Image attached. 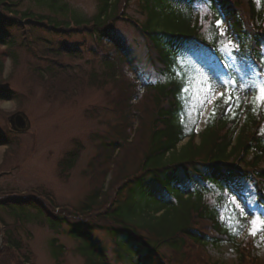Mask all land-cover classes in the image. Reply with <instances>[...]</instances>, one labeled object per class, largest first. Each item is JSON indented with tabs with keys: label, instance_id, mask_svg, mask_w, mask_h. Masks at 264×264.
<instances>
[{
	"label": "trees",
	"instance_id": "trees-1",
	"mask_svg": "<svg viewBox=\"0 0 264 264\" xmlns=\"http://www.w3.org/2000/svg\"><path fill=\"white\" fill-rule=\"evenodd\" d=\"M37 1L54 13L69 10L58 0ZM129 1L132 0H99L98 13L93 18L82 19L75 13L72 21H64L30 9L23 11L21 0H0V42L6 46L15 65L19 60L17 37L30 49H37L43 59L52 61L54 66L46 70L34 69L41 80H46L49 74L51 78L64 76L70 81V66L64 65L60 58L67 56L78 60L82 55L65 43L49 46V41L37 35L39 32L62 38L90 37L99 46L114 43L122 53L120 62L107 54L104 59L106 72L93 71L89 77L90 84L101 88L111 82L122 87L114 109L121 123L111 130L117 140H102L98 154L89 165L90 173L95 176L92 191L79 208H74L57 204L48 190L25 194L0 187V209L15 219L14 224H8L0 217V233L4 240L0 264L15 261L16 264H32L31 253L27 252L19 232L21 224L32 221L47 224L55 232L67 225L68 235L79 244V252L87 264H107L102 250L92 239L96 230L109 233L118 258L128 259L129 264H173L175 259L177 264H218L208 247L223 244L235 250L236 264H262L256 253L255 237L249 235L248 221L258 214L251 205L252 197L264 218V108L253 114L249 96L246 105L242 103L240 108L234 109L237 114L233 118L231 114L222 115L225 106L219 98L213 106L215 116L212 108L203 133H197L202 116L188 115V105L182 99L180 83L175 77L162 84L145 83L141 79L120 84L119 79H124L122 70L129 66V53L116 35L118 21H129L142 33L151 50L153 65L161 74L170 73L174 56L193 70H197L196 63L215 61L219 64L227 60L217 51L215 42H210L217 33L203 35L196 21L198 16L181 17L176 13V0H138L147 16L142 24L131 21L127 15L121 17ZM185 1L192 8L197 0ZM211 10L212 29L215 20L223 21L232 39L238 38L241 45L240 58L235 62L228 60L231 71L235 72L237 64L246 71L250 64L258 68L257 62L264 56V0H260V6L258 0H213ZM42 41L49 47L38 50ZM4 68L0 59V78ZM215 77L218 76L209 79ZM47 84L52 86L53 80L49 79ZM69 84V89H74L72 80ZM240 95L243 100L245 94L241 92ZM16 99L14 90L0 86V101ZM142 99L151 106L149 135L144 140L141 124L146 120L138 118L137 142L141 143L140 137L145 141L144 155L139 168L129 173L120 162L122 158L115 154L125 143L133 142L130 130L135 128L138 103ZM182 113L184 123H181ZM186 139L188 142L179 149ZM3 142L0 139V144ZM81 151V145L75 143L61 159V179H69ZM185 185L187 189L183 190ZM211 192L215 194L212 202L207 199ZM234 196L244 199L242 207L250 215L242 218L237 209L230 227L219 219L220 206ZM227 207L234 206L228 204ZM223 214L227 218L231 212L225 210ZM246 231V237L240 241ZM50 244L54 258L60 261L64 246L58 244L57 238ZM163 247L172 250V259L162 251Z\"/></svg>",
	"mask_w": 264,
	"mask_h": 264
},
{
	"label": "rangeland",
	"instance_id": "rangeland-1",
	"mask_svg": "<svg viewBox=\"0 0 264 264\" xmlns=\"http://www.w3.org/2000/svg\"><path fill=\"white\" fill-rule=\"evenodd\" d=\"M58 2L60 5H67L69 10L66 13H54L47 6L39 4L37 0H21L20 9L23 11L30 9L37 14L49 15L64 21H72L75 13L82 19H91L99 9V0H58ZM126 5L122 18L127 15L131 17V21L136 20L141 24L146 21L147 16L138 0L129 1ZM258 6H260V0H258ZM174 8L177 14H181V17H188L191 14L194 17L198 16L196 21L200 32L205 36L211 34L213 11L211 8L208 11L203 10V0L193 2L192 8L188 6L187 1L176 0ZM222 26L226 27L223 21ZM10 32L17 35L16 31L11 30ZM37 35L49 41L51 44L49 46L58 47L65 43L72 49L81 52L82 56L78 60L67 56L60 58L64 65L70 66L68 76L75 83L74 89H69L71 80L68 81L64 76L51 78L52 75L46 74V80L37 77L35 68L46 70L49 66H54L53 62L43 59L37 49L33 50L34 47L30 49L21 43L19 37H17L18 45L16 47L19 60L16 65L10 54L7 53L4 43L0 42V59L5 64L4 73L0 78V86L14 90L17 98L16 100L0 101V139L4 141L3 144H0V187L6 191L15 189L25 194L48 190L53 193L60 206L79 208L94 185L95 176L90 173L89 165L98 154L102 140H117L111 130L112 127L121 123V118L114 111L115 102L122 93L121 85L111 82L101 88L90 84L89 77L93 71L106 72L104 59L107 54H111V59L120 62L122 53L118 47L116 48V44L99 46L90 37L62 38L46 32H39ZM116 35L129 53V66L122 70L121 75L124 79H119L120 84L123 81L130 83L134 79L154 84L166 82L164 74L157 71L153 65L151 50L144 36L133 23L118 21ZM233 40L238 41V38L234 37ZM47 46V42L42 41L39 42L37 48L43 50ZM209 62L203 61L201 65L196 63L197 70L209 78L224 76L228 73L229 69L224 67L225 63L230 64L228 60L219 64L215 61ZM49 79L53 80V85L50 84V87L47 84ZM196 79H202V77L197 76ZM216 91L223 92L224 89L217 88ZM218 99L207 106L197 127V133H203L210 109ZM150 108L148 101L140 100L135 128L130 130L133 138L130 141L133 142L125 143L115 154L119 155L118 158H122L120 162L124 164L126 172L136 171L141 164L145 136L149 135ZM18 111L24 112L28 117L29 128L27 131L17 132L11 129L7 117ZM145 111L149 113L146 114ZM140 117L145 118L146 122L141 124L144 140L140 137L141 143H138L137 127L140 126L138 121ZM188 140L181 142L179 149ZM10 141L13 145H10ZM199 142L200 138L198 137L197 143ZM75 143L81 145L82 151L79 161L66 181L59 176V163ZM188 185L194 188V185L190 183ZM182 189H187L186 185ZM214 198L213 192L207 195V199L211 202ZM232 198L240 206L244 205L243 198L237 196ZM250 201L258 213L256 216H261L259 207L257 208V201L253 197L250 198ZM0 217L4 218L8 224L15 223V219L2 209H0ZM67 228V225H64L59 229V232H55L47 224L42 225L36 221L21 224L19 227L20 236L27 246V252L31 253L32 264H87L86 258L79 252V244L68 235ZM246 235L247 231L242 234L240 241ZM262 235L264 232L255 236V247L257 255L264 264V241L260 239ZM54 238L58 239V244L64 246V255L60 261L56 260L52 254L50 243ZM92 239L102 250L107 264H129L128 259L118 258L115 242L107 231H93ZM2 248H4V240L3 233H0V249ZM208 249L209 254L218 264H236L237 262V254L229 244L218 247L210 245ZM162 251L172 259L173 252L170 248L163 247ZM16 263V261L13 262V264ZM173 264H177V259L173 260Z\"/></svg>",
	"mask_w": 264,
	"mask_h": 264
},
{
	"label": "snow or ice",
	"instance_id": "snow-or-ice-1",
	"mask_svg": "<svg viewBox=\"0 0 264 264\" xmlns=\"http://www.w3.org/2000/svg\"><path fill=\"white\" fill-rule=\"evenodd\" d=\"M212 3L213 0H204L203 10H210ZM201 19L203 22V17ZM212 31H215L217 35L212 36L210 42H215L217 51L227 60L233 62L238 60L240 58L238 54L241 52V45L238 41L232 39V33L222 26L221 20H215ZM257 63L259 65L258 68L256 65H247L248 71L237 64L235 72L230 70L232 65L225 63L224 67L229 69L228 73L210 80L207 75L200 73L199 70H193L190 65L178 61L174 56L170 73L164 74V78L171 79L175 77L179 80L182 99L188 105L186 111L190 117L193 114L196 116L204 115L205 107L215 99L221 98L225 106L222 115L231 114L235 118L237 113L234 109L240 108L242 103L246 105L249 102V96L251 97L250 103L253 114H257L258 109L264 108V56H261ZM197 76L202 77V79H196ZM217 88H223L224 91L217 92ZM241 92L245 94L243 100L240 95ZM215 114L216 110L213 108L212 115L215 116ZM181 123H184L183 113L181 114ZM228 204H232L234 207L228 209ZM220 208L219 219L222 222L229 223L230 227V221L235 219L237 209L242 218L250 215L244 207L237 204L235 199L231 197H228ZM225 210L231 212V215L227 218L223 214ZM238 223L239 221H237ZM248 223L250 224L249 235L255 237L258 233L264 232V218L261 216L253 215V218ZM260 239L264 241V235Z\"/></svg>",
	"mask_w": 264,
	"mask_h": 264
},
{
	"label": "water",
	"instance_id": "water-1",
	"mask_svg": "<svg viewBox=\"0 0 264 264\" xmlns=\"http://www.w3.org/2000/svg\"><path fill=\"white\" fill-rule=\"evenodd\" d=\"M11 129L17 132L27 131L29 128V120L27 115L22 112H16L8 118Z\"/></svg>",
	"mask_w": 264,
	"mask_h": 264
},
{
	"label": "bare ground",
	"instance_id": "bare-ground-1",
	"mask_svg": "<svg viewBox=\"0 0 264 264\" xmlns=\"http://www.w3.org/2000/svg\"><path fill=\"white\" fill-rule=\"evenodd\" d=\"M214 106V105H213ZM213 106H212V108H213ZM212 108L210 109V111L212 110Z\"/></svg>",
	"mask_w": 264,
	"mask_h": 264
}]
</instances>
